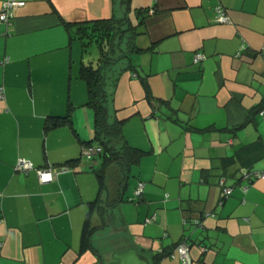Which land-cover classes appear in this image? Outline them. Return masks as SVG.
I'll return each instance as SVG.
<instances>
[{
  "label": "crops",
  "instance_id": "1",
  "mask_svg": "<svg viewBox=\"0 0 264 264\" xmlns=\"http://www.w3.org/2000/svg\"><path fill=\"white\" fill-rule=\"evenodd\" d=\"M15 1L0 21V264H180L183 241L191 264H264V181L240 178L264 169V0ZM144 10L107 106L127 151L103 167L84 154L97 142L82 68L111 46L67 24L136 27Z\"/></svg>",
  "mask_w": 264,
  "mask_h": 264
},
{
  "label": "trees",
  "instance_id": "2",
  "mask_svg": "<svg viewBox=\"0 0 264 264\" xmlns=\"http://www.w3.org/2000/svg\"><path fill=\"white\" fill-rule=\"evenodd\" d=\"M129 0H123L128 8ZM146 16V10L143 11L139 25L136 27L130 25L127 19L116 20H97L92 22H85L79 24H67L70 27H77L79 39H81L83 46L85 47L91 41L102 42L103 40L109 43L110 52L102 51L100 53L98 67L93 69L91 67L82 68V75L86 81L88 89V105L92 107L94 111V124H95V136L94 141L102 148L101 153L96 156L102 159L103 167L118 162L122 159L125 151L123 148L114 147L113 141L120 137V129L122 122L114 120L112 123L108 122L107 106L112 99L111 88L115 87V82L121 73V70L115 69V65L121 58H128L130 51L132 50V38L137 34V28L143 22ZM126 44V49H122L121 44ZM113 47H117L116 51L122 52L123 55L115 57L112 52L115 51ZM123 50V51H122ZM68 115L64 117L56 118L52 121V126L57 125L59 122H64L68 119ZM86 146H90L92 143H85ZM247 170V169H245ZM100 183L102 184V174H98ZM229 196V195H228ZM97 202V201H96ZM95 202V204H96ZM98 203V202H97ZM89 215H87L84 224L82 246H88L89 238Z\"/></svg>",
  "mask_w": 264,
  "mask_h": 264
},
{
  "label": "built area",
  "instance_id": "3",
  "mask_svg": "<svg viewBox=\"0 0 264 264\" xmlns=\"http://www.w3.org/2000/svg\"><path fill=\"white\" fill-rule=\"evenodd\" d=\"M23 4H24L23 1H15V0H7L6 2H4L0 10V21L9 22L12 16L13 8L17 6H22ZM215 12H216L215 21H217L218 23H228L229 22V17L222 7H216ZM243 47L244 46L242 45V47L237 52V55L240 54ZM202 58H204V55L202 53L195 54V60L198 61ZM0 94H2V90H0ZM101 151H102V148L98 145L96 146L90 145L84 148V154L90 157L97 155L98 153H101ZM15 169L19 172L27 173L28 171L33 170L34 166L30 161L22 158V159H18ZM59 169H64V168H59ZM58 171L60 170L55 169L53 167L40 168V169L38 168L36 170L38 178L42 183H49L50 181H52L53 177ZM240 178L248 182H251L253 179H259V180L264 181V169L263 170H253V169L244 170L241 172ZM219 182L222 187V191H221L222 197H227L228 195H230L232 191V187L223 186L222 180H220ZM143 185H144L143 183H139L136 186L135 191H134V194L136 196L141 195L142 190H143ZM244 188H246V186ZM195 222L199 223V221L197 220ZM175 250L177 252V257L179 259L180 264H191L192 263L191 257H190V251H189L190 248L187 242L183 241V242L178 243L177 246L175 247ZM174 256L175 255H172V257Z\"/></svg>",
  "mask_w": 264,
  "mask_h": 264
},
{
  "label": "rangeland",
  "instance_id": "4",
  "mask_svg": "<svg viewBox=\"0 0 264 264\" xmlns=\"http://www.w3.org/2000/svg\"><path fill=\"white\" fill-rule=\"evenodd\" d=\"M92 49H93V48H92ZM92 49H90V50H92ZM87 57H89V55H88Z\"/></svg>",
  "mask_w": 264,
  "mask_h": 264
}]
</instances>
